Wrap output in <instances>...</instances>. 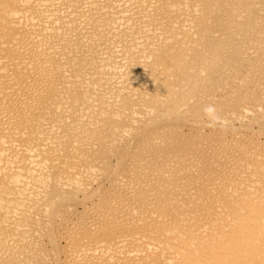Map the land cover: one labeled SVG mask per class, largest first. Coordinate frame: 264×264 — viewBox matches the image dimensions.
Instances as JSON below:
<instances>
[{"label": "bare ground", "instance_id": "1", "mask_svg": "<svg viewBox=\"0 0 264 264\" xmlns=\"http://www.w3.org/2000/svg\"><path fill=\"white\" fill-rule=\"evenodd\" d=\"M0 264H264V0H0Z\"/></svg>", "mask_w": 264, "mask_h": 264}]
</instances>
